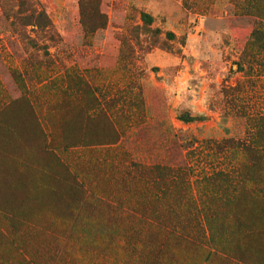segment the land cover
<instances>
[{
	"label": "rangeland",
	"instance_id": "1",
	"mask_svg": "<svg viewBox=\"0 0 264 264\" xmlns=\"http://www.w3.org/2000/svg\"><path fill=\"white\" fill-rule=\"evenodd\" d=\"M262 21L0 0V264H264V152L203 146L264 147Z\"/></svg>",
	"mask_w": 264,
	"mask_h": 264
},
{
	"label": "trees",
	"instance_id": "2",
	"mask_svg": "<svg viewBox=\"0 0 264 264\" xmlns=\"http://www.w3.org/2000/svg\"><path fill=\"white\" fill-rule=\"evenodd\" d=\"M259 30L262 32L264 36V22L263 21L261 23H258L257 28L252 30V35H258L260 33ZM178 119L181 121L187 122L190 120H194L195 117H191L183 113L179 115ZM204 143L205 144L203 146L212 150L211 153L221 152L224 148L235 150V151L237 150L239 153H243V154L254 153V152L260 153V151L264 152V147H262V145H260L259 147H254V142L250 143L252 147H246L245 144L238 143V142H232V141H226L224 143H219V142H215L211 140H205ZM200 146H202V144H199V147Z\"/></svg>",
	"mask_w": 264,
	"mask_h": 264
}]
</instances>
